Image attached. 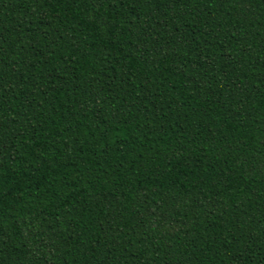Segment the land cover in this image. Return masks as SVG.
<instances>
[{
    "label": "trees",
    "instance_id": "1",
    "mask_svg": "<svg viewBox=\"0 0 264 264\" xmlns=\"http://www.w3.org/2000/svg\"><path fill=\"white\" fill-rule=\"evenodd\" d=\"M0 264H264V0H0Z\"/></svg>",
    "mask_w": 264,
    "mask_h": 264
}]
</instances>
